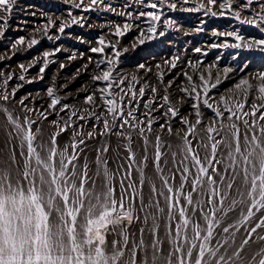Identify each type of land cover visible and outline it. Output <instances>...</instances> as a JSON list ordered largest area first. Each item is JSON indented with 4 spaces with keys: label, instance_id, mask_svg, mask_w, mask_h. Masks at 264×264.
I'll return each mask as SVG.
<instances>
[{
    "label": "snow or ice",
    "instance_id": "snow-or-ice-1",
    "mask_svg": "<svg viewBox=\"0 0 264 264\" xmlns=\"http://www.w3.org/2000/svg\"><path fill=\"white\" fill-rule=\"evenodd\" d=\"M189 2L134 0L137 6L150 9L135 13L123 10L132 6L129 0L122 10L106 0L73 4L84 13L103 11L124 18L122 27L114 22L101 26H114L111 35L116 40L106 41L100 36L98 46L88 49L101 58L89 56L82 65L83 72H88L89 65L94 69L89 84L76 90L77 96H83L75 104L64 102L73 94L61 95L54 83L46 89V108L42 104L36 107L35 98L30 100L31 93L16 99L23 84L9 88L10 81L14 77L26 81L25 73L36 60L27 66L19 64L18 75L0 73V113L5 116L9 143L16 141L11 148V165L0 168V264H245L240 252L251 235L264 228V71L241 77L227 89L228 95L216 99L210 95L212 90L237 71L233 67L218 68L219 57L209 65L202 60L187 61L191 71L179 73L187 86H176L174 78L165 82V75L181 61L179 55L163 60L165 70L160 63H139L134 73L119 69L120 57L128 51L117 48L119 38L134 26L139 36L133 49L137 42L143 45L146 40L164 37L167 30H179L176 19L165 18L161 24L165 9L202 12L209 18L228 17L264 34V0H199L195 6H185ZM16 6L17 0H0V38L5 36ZM68 15L71 24L60 22L59 35L49 34L50 27H56L51 18L34 31L54 42L71 25L84 27V16L78 19L71 11ZM134 21L139 23L134 25ZM142 23L147 28L141 27ZM158 26L164 30L157 32ZM211 36L231 37L235 42L211 43L210 48L264 54V36L246 38L239 29H213ZM80 42L85 43L82 39ZM38 43L35 36L27 41L20 36L11 44V55ZM61 51V47L44 51L38 77L26 82L42 80L52 62L48 58ZM194 51L207 55L201 47ZM83 57L80 53L79 58ZM6 59L11 56L0 54V61ZM67 59L75 61L78 56L72 52ZM59 67L63 69L65 64ZM247 67L245 61L239 71ZM80 75L81 69H77L71 79ZM174 86L179 95L171 91ZM67 87V83L60 86ZM184 106L190 109L187 115L181 112ZM205 109L213 114L206 124ZM53 114L58 119L49 121L53 130L46 132L44 121ZM176 120L184 127L174 133L172 122ZM156 124L159 132L153 140ZM164 131L169 136L175 134L178 143L166 144L160 135ZM65 133L67 140L60 143L58 138ZM112 137L117 142L113 149L115 168L109 167L107 155ZM98 139L99 145L91 149L95 158L89 161L88 141ZM193 140L197 141L195 146ZM17 148L19 162L15 159ZM121 149L127 154L122 156ZM150 164L151 174L147 171ZM258 213L259 222L249 228ZM162 226L163 238L158 234ZM242 227L248 238L230 255L229 248ZM109 233L114 237L111 241ZM146 235L151 236L150 241H146ZM257 239L264 240V236ZM247 264H264V249L253 253Z\"/></svg>",
    "mask_w": 264,
    "mask_h": 264
},
{
    "label": "rangeland",
    "instance_id": "rangeland-1",
    "mask_svg": "<svg viewBox=\"0 0 264 264\" xmlns=\"http://www.w3.org/2000/svg\"><path fill=\"white\" fill-rule=\"evenodd\" d=\"M88 0H85L87 3ZM107 3H112L113 6L117 7L118 10L123 9V5L125 0H106ZM148 2V0H145ZM199 0H190L188 5L185 6H195ZM206 2V0H205ZM18 4L14 10L18 9L17 12H12L13 15H17L18 13H22V9L26 8L28 15H22L20 18L24 19L21 22L18 21L15 25H11L10 20L8 21L9 27L5 32V36L0 38V54H7L11 56V59H6L4 61H0V73L9 74H19L20 69L18 67L19 64L23 63L25 66L29 65L33 60H36L37 63L35 66L31 67L27 73H25L26 81L28 79H33L38 77L39 68L43 66V52L44 51H53L56 47H61L62 51L56 53L55 56H50L48 59L52 61L49 63L48 67L45 69V72L42 74L43 79H35L33 83L29 84L26 81H19L14 77L12 81H10L9 88L15 87L17 84H23V87L17 92L16 99L18 100L20 97L27 95L28 93L32 94L30 100L35 98V106L40 107L41 104L44 108L47 107V103L49 102L46 97V89L49 86H53V83L57 89H60V94L63 95L65 92H71L73 96L69 97L64 102L75 104L77 99H82L83 93H80L79 96L76 94V90L81 87V85L89 84V77L93 74L94 65H89L88 72H83L81 69V75L77 77L76 80H72L71 77L76 75L77 69H80L82 65L85 63L78 62V59L75 61H69L67 58L72 53L75 52L77 56L80 53H86L91 56L94 60H98L101 58L98 53H91L88 49L90 47L98 46L96 44V40L100 36H104L106 41L115 42L116 38L111 35V32L114 31V26L112 28H104L102 25H106L109 22L119 23L121 27L124 23V18L118 17L113 13L103 12V11H93L90 13H84L79 9L73 7V4L79 3V0H17ZM129 3H134V0H129ZM135 4V3H134ZM25 5V6H24ZM19 7V8H18ZM126 11H133L134 13L140 10L148 11L150 9L141 8L139 6L133 5L128 9H123ZM71 11L72 16L76 18H80L84 16L86 18V22L84 23V27H80L79 25H71V27L65 30V34L58 42H53L47 40L45 37L41 35L39 32H35V28L42 27L47 23L48 19L51 18L53 21H56V27H50L49 33H58V27L60 22H65L71 24V18L68 13ZM166 11V16L163 18H172L176 19L180 22L179 30H167L166 35L164 37H159L154 40H146L143 45H139L137 42V47L132 48L133 42L137 41V37L139 36V31L133 27V30L129 31L125 36L119 38V44L117 45L118 49L127 48V52H123L120 57L119 69L124 73H134L137 71L136 66L139 63H146L149 66H154L157 63L162 65L161 70H165L163 66V60L170 59L173 56L179 55L181 57V61L178 62V66L176 69H172L165 75V82L170 79H175L176 86L181 85L182 83L187 86L184 81L183 76L179 75L182 70L191 71L188 68L187 61L192 60L193 62L197 60H202L204 65H209L217 61V57H219L217 67L222 69L223 67H233L237 69L229 74L231 77L229 80L224 81L223 84L219 85L216 89H213L210 93L211 96L218 99L220 95H228L227 89L230 88L234 83L238 82V80L247 76L249 73H256L258 71H264V54L259 52H249L242 51L237 49H225V48H210L209 45L211 43H223L225 41L229 43H234V39L231 37H213L211 36V32L213 29L217 31H228V30H236L239 29L241 35H244L246 38L256 37L261 38L264 34L258 32V30L252 28L248 25H240L235 20L229 19L228 17H213L209 18L200 13H187V12H171ZM35 13V15H32ZM147 18H142V20H146ZM201 20L205 21V24H201ZM135 22V21H134ZM147 24L141 25L143 28H147ZM197 27H203L205 30L203 32H196L195 29ZM22 29V30H21ZM79 29L78 32H67L69 30ZM164 30L162 26H158L157 32ZM187 33V34H185ZM20 36H24L26 41L33 36L40 40V43L33 46L32 49L18 52L16 55H11V44ZM193 36L196 41L191 38ZM79 38V39H77ZM198 38V39H197ZM84 40L85 43H81L80 40ZM201 40V41H200ZM204 41V42H203ZM199 43V44H197ZM201 43H205V45H200ZM23 47V46H22ZM196 47H201L202 51L207 52V55H202V53H197L194 51ZM63 49H66L63 50ZM106 53L110 52V49H105ZM239 55L237 56V53ZM88 56V57H89ZM236 56V59L233 57ZM88 61V59H87ZM248 62V67L240 72L239 68L243 67L244 62ZM61 63L65 64V68L60 69L59 65ZM202 70V69H201ZM143 70H141L142 72ZM156 69L153 67V72ZM213 75L215 76V69L212 70ZM151 79L155 82V76L150 74ZM195 79V77H194ZM68 84L67 89H61L60 86ZM171 90L175 95H179L176 92L175 87ZM41 97H44L42 100ZM252 97H249V103L251 102ZM25 103H29V101H25ZM29 106H33L29 104ZM59 107V106H58ZM248 106L246 105V108ZM43 110V108L41 109ZM205 124L208 119L213 115L210 110L205 109ZM181 112L187 115L190 112V109L187 106L181 108ZM63 116L64 114L61 113ZM159 115V114H157ZM227 115V113H226ZM58 119L55 114L50 115L48 117V121H44V126L46 132H51L53 129L49 126V121ZM189 119L194 120V116H189ZM163 120H160L159 123H163ZM239 123V122H237ZM5 116L0 113V168H8L11 165V148L16 144V141L13 140L11 143L8 141V137L5 133ZM35 127V126H33ZM173 132L181 131L184 127L181 125L178 120L172 122ZM243 130V129H242ZM159 132V124L154 125V131L152 133L151 139H155V135ZM183 134V132H181ZM162 139L165 143H172L175 145L178 143V137L173 134L169 136L167 131L160 133ZM68 134H62L58 140L60 143H63L67 140ZM103 139V138H100ZM100 139L95 141H88L89 151H87V156L89 161H93L95 158V151L91 150L94 146H98L100 143ZM196 140H193V145L195 146ZM116 138H111V147L108 152L109 158V167L115 168L114 153L113 149L116 147ZM136 147V144L133 145ZM151 153V149L149 150ZM167 152V148L164 149ZM121 155H126L123 149L120 150ZM142 154V152H141ZM16 161H21V156L19 154V150L15 153ZM83 163V156L80 160ZM93 170L95 169V165H92ZM148 173H152V166L149 165L147 169ZM13 174L14 169H13ZM90 174V173H89ZM136 174L133 173V178H135ZM147 192V189H145ZM261 214H257V219L253 220L251 224L248 225L249 228L254 227L256 223L259 222V216ZM142 225H138L140 227ZM161 238L164 235L163 226L160 228L159 233ZM258 236H264V228L257 229L256 233L251 235L249 242L244 246L242 252H240L241 257L245 258V264H247V260H249L253 253L264 249V240H258ZM248 238V233L245 231V228H240V230L236 234L235 243L229 248V254L238 251L242 241ZM114 239L111 233L108 234V240L111 241ZM146 241L151 240L150 235H146ZM231 243V241H230ZM164 252L167 251V245H162ZM140 256H143V253H140Z\"/></svg>",
    "mask_w": 264,
    "mask_h": 264
},
{
    "label": "bare ground",
    "instance_id": "bare-ground-1",
    "mask_svg": "<svg viewBox=\"0 0 264 264\" xmlns=\"http://www.w3.org/2000/svg\"><path fill=\"white\" fill-rule=\"evenodd\" d=\"M18 4H21V3H17V5ZM131 5H133V7L134 6H137L136 4H132V3H130ZM25 6V5H24ZM17 7V6H16ZM19 8V7H18ZM27 9L26 8H23L22 9V13L20 12V13H18L17 15H13V14H11V19H10V22H11V25H15V23H17L18 21H22V20H24V19H21L20 17L22 16V15H28L29 13L26 11ZM17 11H19L18 9H16V10H14V12H17ZM163 18L164 17H162V21H161V24H162V22H163ZM135 23H139V22H134V25H135ZM177 23L178 24H180V22L179 21H177ZM141 25H143V23L141 24ZM10 28V27H9ZM77 30H79V29H73V30H69V31H67V32H72V31H74V32H78ZM50 35H57L56 33H49ZM191 38L194 40V42L196 41V39L193 37V36H191ZM198 39V38H197ZM59 41V40H58ZM58 41H54V42H58ZM201 41V40H200ZM204 42V41H203ZM197 44H199V43H197ZM200 45H205V43H201ZM88 56L89 55H87L86 53H84V57L83 58H79V55H78V62L81 64V62L83 63H87V59H88ZM80 69H82V66L80 67ZM261 111H264V109H262ZM258 115H259V113H258ZM90 175H91V173H90Z\"/></svg>",
    "mask_w": 264,
    "mask_h": 264
}]
</instances>
